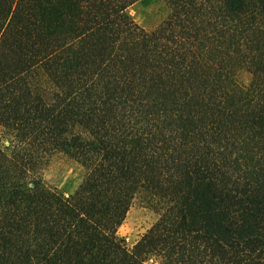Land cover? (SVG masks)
Masks as SVG:
<instances>
[{
	"label": "trees",
	"instance_id": "16d2710c",
	"mask_svg": "<svg viewBox=\"0 0 264 264\" xmlns=\"http://www.w3.org/2000/svg\"><path fill=\"white\" fill-rule=\"evenodd\" d=\"M136 1L0 0V264H264V0Z\"/></svg>",
	"mask_w": 264,
	"mask_h": 264
},
{
	"label": "rangeland",
	"instance_id": "374dc122",
	"mask_svg": "<svg viewBox=\"0 0 264 264\" xmlns=\"http://www.w3.org/2000/svg\"><path fill=\"white\" fill-rule=\"evenodd\" d=\"M131 16L146 29H153L169 14L165 0H137L129 9ZM87 174V169L64 153H55L43 171L46 182L68 195L74 192ZM157 219V213L141 198L134 199L118 231L132 247ZM149 264H157L150 258Z\"/></svg>",
	"mask_w": 264,
	"mask_h": 264
}]
</instances>
